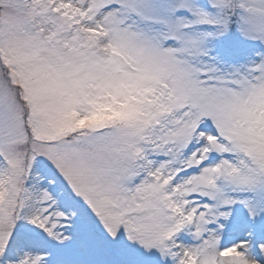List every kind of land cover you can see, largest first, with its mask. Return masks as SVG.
<instances>
[{
  "label": "snow or ice",
  "instance_id": "6c2138e0",
  "mask_svg": "<svg viewBox=\"0 0 264 264\" xmlns=\"http://www.w3.org/2000/svg\"><path fill=\"white\" fill-rule=\"evenodd\" d=\"M0 264H264V0H0Z\"/></svg>",
  "mask_w": 264,
  "mask_h": 264
}]
</instances>
